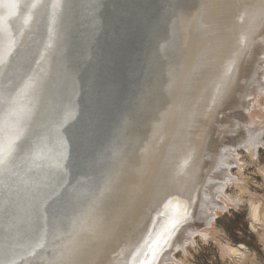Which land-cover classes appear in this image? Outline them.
Wrapping results in <instances>:
<instances>
[{
	"label": "bare ground",
	"instance_id": "1",
	"mask_svg": "<svg viewBox=\"0 0 264 264\" xmlns=\"http://www.w3.org/2000/svg\"><path fill=\"white\" fill-rule=\"evenodd\" d=\"M130 19L143 45L122 32L134 35ZM263 37L264 0H0V264H171L229 182L225 149L254 151L220 110L256 83ZM131 45L124 100H101L111 129L86 126L101 146L78 165L87 112L67 122L71 95L89 98L78 74L102 48L125 57Z\"/></svg>",
	"mask_w": 264,
	"mask_h": 264
},
{
	"label": "rangeland",
	"instance_id": "2",
	"mask_svg": "<svg viewBox=\"0 0 264 264\" xmlns=\"http://www.w3.org/2000/svg\"><path fill=\"white\" fill-rule=\"evenodd\" d=\"M255 59L256 64L257 59L261 61V72L254 86L250 77L240 98L226 110H220L225 123L230 124L232 119L234 124L242 123L238 135L245 140L253 138L254 151L239 144L225 149L231 158L224 160L230 165L229 182L223 187L222 196L216 198L219 202L210 212L205 210L210 221L203 224L199 233L193 236L188 228L182 231L181 246L172 252L171 264H264V54L256 55ZM217 142L220 143V137ZM256 208L259 222L252 217ZM189 223L192 221L186 225L190 226ZM184 241L187 242L183 246ZM239 246L242 255H231L229 250ZM173 248L174 245L168 247L170 251Z\"/></svg>",
	"mask_w": 264,
	"mask_h": 264
},
{
	"label": "water",
	"instance_id": "3",
	"mask_svg": "<svg viewBox=\"0 0 264 264\" xmlns=\"http://www.w3.org/2000/svg\"><path fill=\"white\" fill-rule=\"evenodd\" d=\"M106 7H108V6L105 5L103 7V12H102L103 15H102L101 20H103V18H104ZM122 10H120V12ZM109 12H111L110 9H109ZM110 15H112V14H110ZM112 17H113V15H112ZM128 22L132 23L130 25H134L136 27L135 31H134V35H133V31H131V35L129 34L128 28H124V30H122V32L127 34L128 37H130L128 41H133V43L138 41L139 42L138 46L140 44L143 45V43H144L143 40L145 39L144 23L142 21H140V19H138V20L137 19H130ZM116 36H119V35L116 34ZM102 37L107 38V33L104 32L102 34ZM112 39H114L113 35H112ZM84 40L85 41H84L83 48L80 51L78 50L79 51L78 53L82 57L87 58L89 55L93 54L92 53L93 49L90 48L91 47V45L89 44L90 39L88 37H84ZM109 43H110V40H106L104 45L107 46V44L109 45ZM94 45H95V47H97L95 43H94ZM133 46H134V44H133ZM105 48L108 49V47H105ZM96 50H97V48H96ZM125 50L126 51L124 52V56L126 58L125 57H119V55H117V53H116L115 58H114V56L112 58H111V56L106 58L105 50L102 48L101 53L97 52L98 56H97L96 60L93 61L94 63L92 62L91 64H89L90 62L88 63L87 59H86L85 69L82 70V71H84V74H82V71L78 74V78L83 77V85L89 86V88H87V90L89 89V98H87V100L85 102L81 103L80 102L81 99L80 98L78 99V96H76V93H73L71 95L73 97V99L74 100L76 99V100H75L73 112L71 111L70 114H68V116H67V118H68L67 122H68V120H70L68 125L70 124V125H72V128H75V126L77 124H80V122H81L79 120V118L77 119V117L79 115L84 116V115H86V112H87L86 123L84 125H83V123H81L82 128L81 129L78 128L77 132H74L75 133L74 137L77 135V140L74 141L73 145H74V148L76 150L75 157L77 159L76 162L78 163V165H80L82 162H85L86 164L88 163L87 164L88 166L93 165V163L95 161L96 153L98 152V150L101 146V143L93 141L94 133L93 134L91 133L92 135L90 136L86 126L90 127V125L92 124L91 127H95L94 128L95 133H102V132L103 133H106V132L109 133V131H110L109 129H111V127L107 126L108 123L106 125V118H105L107 116V113H109L111 107L109 108L107 105V107H106L107 111L103 110L101 108V105H100L101 100H106V99L111 98L114 101L113 96L110 97L111 94L114 95L116 104L122 103L124 100V96H125V92H126L125 88L128 87V79H126V74H127V67L126 66H127V63L131 62L133 59L132 53H135V54L138 53L139 49L136 52L134 47H132V45H131L130 49H125ZM106 53H108L107 50H106ZM118 53H119V51H118ZM137 56H138V54H137ZM86 62H87V64H86ZM78 63L82 66V64L78 60V62H76L77 68H78ZM119 69H120V71H119ZM78 70H79V68H78ZM76 72L77 71L75 70L73 73L76 74ZM118 72H120V73L118 74ZM111 74H112V76H111ZM81 81H82V79H81ZM83 89L86 90V88H83ZM102 92H105L106 95L103 96ZM103 97H105V98H103ZM113 101H112V103H113ZM87 103H88V105H87ZM78 104H79L81 109L77 108ZM81 104H83V105L81 106ZM113 106H115V104H113L112 107ZM120 112L121 111L118 112V115ZM113 120H115V118ZM99 130H103V131L98 132ZM82 133L85 134V138L82 137ZM86 133H87V135H86ZM103 138H104V136H103ZM96 144H97V146L94 147ZM56 146H57V144L55 145V147ZM92 148L95 150L92 152L91 155H89V152ZM62 150H64V151L59 156V160L65 154V152L67 153V156L70 155L71 147L68 146V143L66 142L65 145H64V143L62 144ZM62 150H60V151H62ZM81 154H83V156H81Z\"/></svg>",
	"mask_w": 264,
	"mask_h": 264
}]
</instances>
